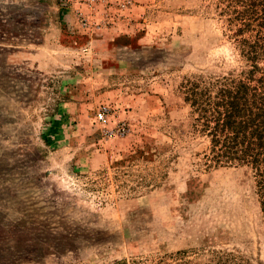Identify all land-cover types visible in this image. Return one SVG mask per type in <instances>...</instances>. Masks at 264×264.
Wrapping results in <instances>:
<instances>
[{"label": "rangeland", "instance_id": "rangeland-1", "mask_svg": "<svg viewBox=\"0 0 264 264\" xmlns=\"http://www.w3.org/2000/svg\"><path fill=\"white\" fill-rule=\"evenodd\" d=\"M217 1L0 0V264H264L181 89L246 69Z\"/></svg>", "mask_w": 264, "mask_h": 264}, {"label": "trees", "instance_id": "trees-1", "mask_svg": "<svg viewBox=\"0 0 264 264\" xmlns=\"http://www.w3.org/2000/svg\"><path fill=\"white\" fill-rule=\"evenodd\" d=\"M216 14L246 69L185 80L182 94L194 128L208 139V165L249 168L264 219V0H218Z\"/></svg>", "mask_w": 264, "mask_h": 264}, {"label": "built area", "instance_id": "built-area-1", "mask_svg": "<svg viewBox=\"0 0 264 264\" xmlns=\"http://www.w3.org/2000/svg\"><path fill=\"white\" fill-rule=\"evenodd\" d=\"M96 118L98 121L104 120V112L103 111L98 112Z\"/></svg>", "mask_w": 264, "mask_h": 264}]
</instances>
